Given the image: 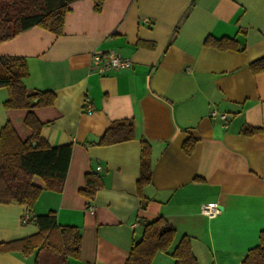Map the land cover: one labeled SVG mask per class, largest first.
Listing matches in <instances>:
<instances>
[{"label":"crops","instance_id":"1","mask_svg":"<svg viewBox=\"0 0 264 264\" xmlns=\"http://www.w3.org/2000/svg\"><path fill=\"white\" fill-rule=\"evenodd\" d=\"M70 7L62 34L34 26L0 43V55L27 57L30 94L56 96L32 109L42 135L53 146L73 145L62 191L35 176L43 190L33 209L0 204V244L38 232L24 220L27 212L54 210L59 224L77 226L82 235L70 264H125L143 221L164 216L177 235L152 264H174L172 251L185 234L199 264H243L264 229V71L250 67L264 56V0H106L101 12L94 0H75ZM208 37L235 39L243 49H219ZM111 51L130 58L132 67L92 66L93 53ZM2 89L0 129L9 121L23 141L30 139L29 110L5 108L9 91ZM212 110L231 116L212 117ZM121 119L134 121L136 137L100 144ZM246 125L261 131L246 135ZM143 138L152 146V181L142 197ZM190 138L195 147L188 154L183 145ZM90 173L102 178L93 197L81 192ZM203 203H218L221 212L210 217ZM35 258L0 251V264Z\"/></svg>","mask_w":264,"mask_h":264},{"label":"trees","instance_id":"2","mask_svg":"<svg viewBox=\"0 0 264 264\" xmlns=\"http://www.w3.org/2000/svg\"><path fill=\"white\" fill-rule=\"evenodd\" d=\"M73 1L0 0V43L34 26L62 34ZM105 1L94 0V10L101 12ZM206 43L222 50L243 49L237 40L231 38L208 37ZM250 67L254 73L264 71V56L253 60ZM29 72L27 57L0 55V87H6L9 91L4 106L7 109H28L25 122L33 131L31 138L23 141L11 122H6L0 129V204L16 202L27 205L31 210L43 190L34 182L35 176L43 179L47 189L63 190L73 145L53 146L42 135L44 124L32 109L51 105L56 96L51 91L30 94L24 83ZM259 131L261 128L250 125L243 128L246 135H254ZM135 137L134 121L121 119L107 128L99 143L107 145ZM141 144V173L137 186L143 197L144 187L152 181V146L145 138ZM183 147L186 153H192L195 139H187ZM101 186V176L90 173L86 176V186L81 192L87 197H93ZM30 220L36 223L38 232L2 242L0 251H20L25 256L35 253V264H70V258L79 257L82 235L77 226L59 224L54 210L32 216ZM176 235V227L164 216L143 221L142 237L133 244L125 264H152L159 252L172 248ZM172 255L174 264H199L192 249L191 238L186 234L175 245ZM243 264H264V229L260 232L258 244L249 249Z\"/></svg>","mask_w":264,"mask_h":264},{"label":"built area","instance_id":"3","mask_svg":"<svg viewBox=\"0 0 264 264\" xmlns=\"http://www.w3.org/2000/svg\"><path fill=\"white\" fill-rule=\"evenodd\" d=\"M133 62L130 58L122 56L120 53L111 51L108 53H99L95 52L92 54V66L101 72L108 71L114 68H131ZM85 104L87 106V111H93V105L91 103L90 97L86 96ZM210 115L212 117L220 116L222 119L227 120L231 116L226 112H219L217 110H212ZM227 126V123H225ZM202 212L210 217L217 216L221 212L220 205L218 203H203L201 206ZM92 210L94 208L92 207ZM31 219V214L27 212L24 216L25 221H29Z\"/></svg>","mask_w":264,"mask_h":264},{"label":"rangeland","instance_id":"4","mask_svg":"<svg viewBox=\"0 0 264 264\" xmlns=\"http://www.w3.org/2000/svg\"><path fill=\"white\" fill-rule=\"evenodd\" d=\"M5 89H2V90H7V88L6 87H4Z\"/></svg>","mask_w":264,"mask_h":264},{"label":"water","instance_id":"5","mask_svg":"<svg viewBox=\"0 0 264 264\" xmlns=\"http://www.w3.org/2000/svg\"><path fill=\"white\" fill-rule=\"evenodd\" d=\"M33 144H36L35 142H33Z\"/></svg>","mask_w":264,"mask_h":264}]
</instances>
